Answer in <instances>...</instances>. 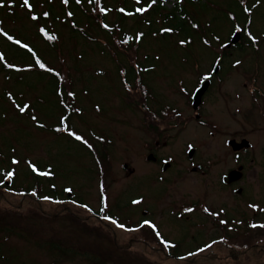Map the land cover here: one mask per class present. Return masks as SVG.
Instances as JSON below:
<instances>
[{"label": "rangeland", "instance_id": "1", "mask_svg": "<svg viewBox=\"0 0 264 264\" xmlns=\"http://www.w3.org/2000/svg\"><path fill=\"white\" fill-rule=\"evenodd\" d=\"M81 1L30 0L34 21L4 0L0 28L32 51L0 35V153L16 184H32L34 163L88 206L80 215L125 228L0 202V264H264L220 242L196 261L164 256L264 241V0H107L103 25ZM243 138L250 147L233 152L227 141Z\"/></svg>", "mask_w": 264, "mask_h": 264}, {"label": "trees", "instance_id": "2", "mask_svg": "<svg viewBox=\"0 0 264 264\" xmlns=\"http://www.w3.org/2000/svg\"><path fill=\"white\" fill-rule=\"evenodd\" d=\"M73 1V6H81L83 3L81 0L77 2V0H72ZM87 3L92 7L94 13L93 16L96 18L98 17L97 21L99 24L103 25L101 22V19L105 16L106 14L110 11L109 5L107 4V0H86ZM69 3V0H68ZM67 3V4H68ZM59 4L65 8L67 4L63 3V0H60ZM105 8L107 9L106 12H101L100 9ZM95 9V10H94ZM74 10V9H73ZM100 12V13H99ZM172 15V18H176V15L174 13H170ZM43 15V14H42ZM149 21V20H148ZM179 24V30H183V24L180 22ZM104 29V28H103ZM41 34H43L41 32ZM26 114L28 117L32 118L34 115H30L27 113ZM67 120V116H63ZM62 118V117H61ZM61 118L59 121V124L61 125L59 127L55 126L56 128H63V125L65 124L66 120L62 123ZM35 121V120H34ZM37 123H39L37 121ZM10 160L5 156V154L0 153V202H4L5 204L15 207L17 209L24 208V207H29V208H36L39 211L42 212V214H45V216L48 217H55V216H60L63 213H70L69 215H72L75 217L77 220H85V222H90L92 218L97 219L100 223H102L104 226L111 227L108 222L109 220H105L103 217L94 214L90 211L88 216L85 215H80L78 209H81L84 205V202L79 201L76 199V197L72 196L71 194H68L66 192L67 189L62 188V190L58 191V188L54 185V183L48 180V177H38L33 173L31 168L28 166L31 171H29V178L30 180L32 179V184H26V185H18L16 184L14 178H15V171L14 168L11 166H8V162L5 163V161ZM16 160V159H15ZM14 172V175L12 177H8L7 173L8 172ZM45 178V181H44ZM46 181L47 185L46 186ZM68 188V187H67ZM65 193L64 197L62 196L63 193ZM44 197H49V199H44ZM81 207V208H80ZM75 209V210H73ZM83 209L88 210V208L83 207ZM1 221V220H0ZM115 233L112 234L113 238V243L115 246L121 247L117 238L116 234V228L112 230ZM115 239V240H114ZM220 242L218 246L222 247H227L230 254H232L237 261H239L240 255L243 253L249 254V258H259L264 255V241L261 244L258 243H251L249 246H245L244 249L242 250H236L235 247L227 245V244H222V240L214 241L211 243V245L207 248H203L202 251H199L198 253H193L189 254L186 256L184 259L178 258L180 257L179 255H171L170 253L164 252V256L168 257L170 259H173L178 262H182V260H191L194 259L196 261L198 259L199 254L203 253L204 251H207L214 243ZM129 245V244H128ZM123 247H125L123 245ZM156 248V247H155ZM57 249H59L57 247ZM156 251V249L154 250ZM165 251V250H164ZM239 251H244V252H239ZM212 252V251H211ZM209 252V253H211ZM212 257H209L207 260H212ZM206 261V260H204Z\"/></svg>", "mask_w": 264, "mask_h": 264}, {"label": "snow or ice", "instance_id": "3", "mask_svg": "<svg viewBox=\"0 0 264 264\" xmlns=\"http://www.w3.org/2000/svg\"><path fill=\"white\" fill-rule=\"evenodd\" d=\"M10 3H15V0H9ZM77 2H79V0H77ZM156 0H152V3H155ZM63 3L67 4L68 3V0H63ZM5 3H4V0H0V8H3L5 7ZM20 7L22 8H26L29 13L31 14L30 15V18L34 21L38 20L39 18L35 15V14H32V9H33V5L30 3V0H22L21 4H20ZM148 7H151V4L148 5ZM147 9L146 8H137L136 9V12L137 13H142V12H145ZM247 11V9H245ZM101 12H106L107 9L105 8H101L100 9ZM121 12H124L125 9L121 8L120 9ZM44 16H47L48 13H43ZM69 16L72 15V13H68ZM127 15L131 16L133 15V13H127ZM105 28L108 27V25H104ZM40 32L44 33L45 36H47L48 39H51V40H55L56 37L55 36H48L47 32L43 29V28H40L39 29ZM164 31H172L171 29H164ZM0 35H3L7 40L9 41H13L15 44L17 45H21V47L27 49L29 52L32 51V49L29 47V45L27 43H24L22 44L21 41L19 39H14V37L12 35H10L7 31H5L3 28H0ZM124 43H127V40L124 41ZM180 43H184V41H180ZM5 59V56L3 53H0V60H4ZM35 63L41 68V69H45L46 71L48 72H53L54 70L52 68H48L42 61H40L39 59H37L35 61ZM237 63H239V61H237ZM7 67H14V65L12 64H7ZM56 75H59L58 73H56ZM69 95H74V93H69ZM17 107L19 108V111L21 112H24L28 107L29 105L25 104L23 107H20L19 105H17ZM33 120L36 119V117H32ZM66 120V118L62 117L61 118V122L63 123L64 121ZM41 127H43V125H41ZM59 130V129H58ZM69 135L73 136L76 140H81L82 142H84L85 144H87V141L86 140H83V137L80 136V135H77L75 132H70ZM89 147H91V145H88ZM12 163L13 164H18L19 161L18 160H15L13 159L12 160ZM29 167L31 168V170L33 172H36L38 175H41V176H45V175H50V173L48 172H39L36 165L35 164H32L31 162H29ZM8 177H12L14 175V172H8L7 173ZM67 191H71V189H67ZM44 199H49V197H44ZM105 201H106V197L104 198ZM140 201L138 200H134L132 201V203H135V204H138ZM106 206V204H105ZM83 207L87 208L88 206L87 205H83ZM252 207H256L255 205H252ZM90 211V209H89ZM205 211H208V209H205ZM105 220H110L112 223L114 224H117L118 227L120 228H125V225L124 224H121V223H118L116 220H114L112 217H109V216H105L104 217ZM144 225H148L150 226L151 228L155 229V225L152 224L151 221H148V220H145L143 222ZM253 227H255V225H253ZM156 235L159 236L160 233L159 232H156ZM163 243L167 244V242H164L162 241ZM202 251V250H201ZM191 255V253H190Z\"/></svg>", "mask_w": 264, "mask_h": 264}, {"label": "water", "instance_id": "4", "mask_svg": "<svg viewBox=\"0 0 264 264\" xmlns=\"http://www.w3.org/2000/svg\"><path fill=\"white\" fill-rule=\"evenodd\" d=\"M237 40H238V35H235L234 37H233V42H237ZM208 85H209V82H204L203 83V85H202V87L201 88H199L197 91H196V93L194 94V97H193V107L196 109L198 106H199V104L201 103V98H202V95H203V93L205 92V90L207 89V87H208ZM228 144L230 145V147L234 150V151H238V150H240V149H242V148H247V147H249L250 146V142L248 141V140H246V139H242L240 142H237L235 139H231V140H229L228 141ZM240 176V172H238V171H235V170H233V171H231L230 173H229V178L230 179H236V178H238Z\"/></svg>", "mask_w": 264, "mask_h": 264}, {"label": "flooded vegetation", "instance_id": "5", "mask_svg": "<svg viewBox=\"0 0 264 264\" xmlns=\"http://www.w3.org/2000/svg\"><path fill=\"white\" fill-rule=\"evenodd\" d=\"M242 151V150H241ZM237 155H239V154H237Z\"/></svg>", "mask_w": 264, "mask_h": 264}]
</instances>
